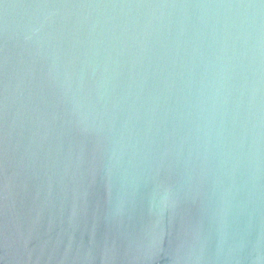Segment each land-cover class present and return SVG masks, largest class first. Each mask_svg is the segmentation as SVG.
<instances>
[{"label":"water","instance_id":"1","mask_svg":"<svg viewBox=\"0 0 264 264\" xmlns=\"http://www.w3.org/2000/svg\"><path fill=\"white\" fill-rule=\"evenodd\" d=\"M0 264H264V0H0Z\"/></svg>","mask_w":264,"mask_h":264}]
</instances>
